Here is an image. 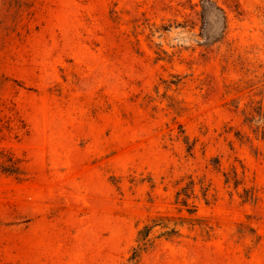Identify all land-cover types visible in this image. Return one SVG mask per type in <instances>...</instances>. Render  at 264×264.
<instances>
[{"label":"rangeland","instance_id":"374dc122","mask_svg":"<svg viewBox=\"0 0 264 264\" xmlns=\"http://www.w3.org/2000/svg\"><path fill=\"white\" fill-rule=\"evenodd\" d=\"M262 116L264 0H0V264H264Z\"/></svg>","mask_w":264,"mask_h":264},{"label":"trees","instance_id":"16d2710c","mask_svg":"<svg viewBox=\"0 0 264 264\" xmlns=\"http://www.w3.org/2000/svg\"><path fill=\"white\" fill-rule=\"evenodd\" d=\"M252 119H249L248 121L251 122ZM262 123L257 126V129L255 130L256 133L259 134V138L264 142V116L261 117ZM181 193H178L180 196ZM186 198L182 201L184 206H188L187 201H188V194H184ZM195 210L189 209V213H193ZM154 222V221H153ZM156 226L155 222L153 225H146L142 230L139 231L138 236H139V247L134 250V255L132 259H135L139 256V254L146 250V247L149 245V235L152 229ZM178 235V231L175 229L170 230L169 232H166V237L167 238H172L174 236Z\"/></svg>","mask_w":264,"mask_h":264}]
</instances>
